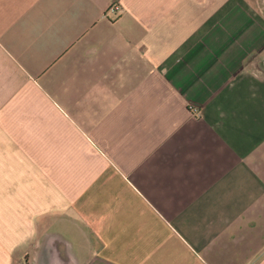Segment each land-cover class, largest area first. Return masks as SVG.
I'll list each match as a JSON object with an SVG mask.
<instances>
[{"label": "crops", "instance_id": "1", "mask_svg": "<svg viewBox=\"0 0 264 264\" xmlns=\"http://www.w3.org/2000/svg\"><path fill=\"white\" fill-rule=\"evenodd\" d=\"M0 264H264V0H0Z\"/></svg>", "mask_w": 264, "mask_h": 264}, {"label": "built area", "instance_id": "2", "mask_svg": "<svg viewBox=\"0 0 264 264\" xmlns=\"http://www.w3.org/2000/svg\"><path fill=\"white\" fill-rule=\"evenodd\" d=\"M117 10H119L118 5L115 2H111L108 5L107 9L105 10V15L106 16L114 15Z\"/></svg>", "mask_w": 264, "mask_h": 264}]
</instances>
